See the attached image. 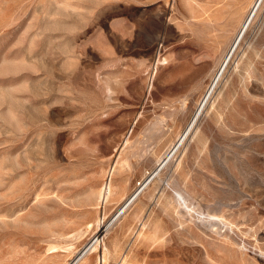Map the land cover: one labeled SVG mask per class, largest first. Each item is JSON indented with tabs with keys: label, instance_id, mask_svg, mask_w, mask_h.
Here are the masks:
<instances>
[{
	"label": "rangeland",
	"instance_id": "rangeland-1",
	"mask_svg": "<svg viewBox=\"0 0 264 264\" xmlns=\"http://www.w3.org/2000/svg\"><path fill=\"white\" fill-rule=\"evenodd\" d=\"M254 1L0 0V264H264Z\"/></svg>",
	"mask_w": 264,
	"mask_h": 264
},
{
	"label": "bare ground",
	"instance_id": "bare-ground-1",
	"mask_svg": "<svg viewBox=\"0 0 264 264\" xmlns=\"http://www.w3.org/2000/svg\"><path fill=\"white\" fill-rule=\"evenodd\" d=\"M258 1H260V0H255L254 3L251 5L252 7H251V9H250V13L248 14V16L246 17V19L243 21L241 27L239 28V31H238V33H237V35H236V37H235V39H234V41H233V43H232V45H231V48H230V50L228 51L227 56H226V58H225V60L223 61V63H222L221 66H223V64L225 63V61H226V59H227L229 53H231L232 49H234V47L240 42V40H241V38H242V35H243V33H244V31H245V29H246L248 23L250 22L251 13H252L254 10H257V7L259 6V5H258ZM257 5H258V6H257ZM253 16H254V15H253ZM251 20H252V19H251ZM211 88H212V87H211ZM209 90H210V89H209ZM209 90H208V91H209ZM205 96H206V95H205ZM181 138H184V137H181ZM181 138L179 139V141L181 140ZM179 141H178V142H179ZM176 145H177V144H176ZM176 145H174V146L171 148V150L169 151V153L173 151V149L176 147ZM86 157H87V156H86ZM166 158H167V157H166ZM162 163H163V161H162ZM162 163H161V164H162ZM109 172H110V171H109ZM91 193L93 194V197H95V196L97 195L99 201H105L106 198H107V197L110 195V193H111V188H110V181H109V179H106V180H105V182L103 183V186L101 187V189H99V191H98L97 193H96V190H92ZM91 193H90V194H91ZM135 194H136V191H134V193H132L130 196H128V197H126V198L124 199L123 204H122V206H121V209H122L123 206H125L128 202H130V201L132 200V198L135 196ZM88 225H89V224H88ZM96 242H97V240H96ZM96 242H95V243H96ZM86 247H87V246H86ZM96 249H97L96 244H92V245L87 249V251H86L85 253H80V254L78 255L77 258H75L71 263H68V264H77V263H79L81 260H83V258L85 257V255L90 254V253H93L94 251H96ZM85 250H86V249H85ZM85 250H84V251H85ZM99 250H100V249H99ZM105 253H106V252H105ZM104 256H105V255L101 256V259H99V264H100V262H101V263L104 262Z\"/></svg>",
	"mask_w": 264,
	"mask_h": 264
}]
</instances>
